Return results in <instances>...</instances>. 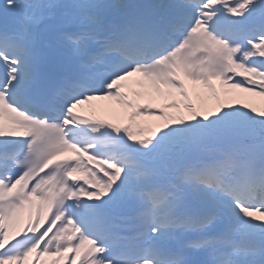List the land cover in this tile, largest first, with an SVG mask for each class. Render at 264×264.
<instances>
[{"label":"snow or ice","instance_id":"obj_1","mask_svg":"<svg viewBox=\"0 0 264 264\" xmlns=\"http://www.w3.org/2000/svg\"><path fill=\"white\" fill-rule=\"evenodd\" d=\"M232 90L264 97V0H0V264H264Z\"/></svg>","mask_w":264,"mask_h":264},{"label":"rangeland","instance_id":"obj_2","mask_svg":"<svg viewBox=\"0 0 264 264\" xmlns=\"http://www.w3.org/2000/svg\"><path fill=\"white\" fill-rule=\"evenodd\" d=\"M216 85L219 88V84L216 83ZM221 100L228 102V103H231V104H234V105L247 103L251 106L254 105V107H256L258 110H264V97L253 96V95L246 93V92H240L239 90L229 91L227 93V95L221 96ZM194 102L203 103L206 110H209V111H210V109H212L213 104L215 105V107H214V109H215L217 107V103H218L210 94H205L202 101H194ZM174 110H171V112H176ZM179 114H182L184 117L189 116V113L184 109H181ZM120 120H123V119L120 118ZM158 123H160V121H158L156 124H158Z\"/></svg>","mask_w":264,"mask_h":264},{"label":"bare ground","instance_id":"obj_3","mask_svg":"<svg viewBox=\"0 0 264 264\" xmlns=\"http://www.w3.org/2000/svg\"><path fill=\"white\" fill-rule=\"evenodd\" d=\"M126 91H127V89H126ZM129 98H131V99L133 98L131 96V94L129 95ZM139 102L144 103V102H147V100L146 99H139ZM161 102L162 101H160L159 99H157L155 101L157 106H159V104ZM92 104L97 106V110L94 113L89 110L88 106H85L84 109L81 111V114L84 115V116H95L96 118L108 119V120H112V121L116 122L117 114H115L113 112L101 110L102 107L105 106V105H109V104H113L114 105V102H112V101H104V100H96V101H93ZM121 110H124V109L117 107V112L118 113H120ZM149 118H151L153 120L156 119V118H153V117H149ZM30 259H31V257H30ZM43 259L47 260L49 258L48 257H44Z\"/></svg>","mask_w":264,"mask_h":264}]
</instances>
